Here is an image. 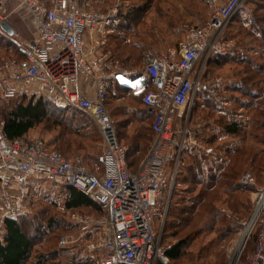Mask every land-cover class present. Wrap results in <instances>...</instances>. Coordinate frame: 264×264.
<instances>
[{"label": "built area", "instance_id": "1", "mask_svg": "<svg viewBox=\"0 0 264 264\" xmlns=\"http://www.w3.org/2000/svg\"><path fill=\"white\" fill-rule=\"evenodd\" d=\"M25 8L37 24V36L20 43L21 58L0 63V89L4 98L19 93L45 97L57 107H72L91 116L97 124L102 147L88 168L82 157L69 159L47 145L43 138L10 139L0 119V217L23 213L22 198L34 179L72 186L93 201L102 212L96 218L73 212L72 221L91 233L87 248L100 255V264H170L163 243L168 212L167 193L172 190L179 161L186 146L190 111L196 103L209 58L231 48L225 33L248 0H208L210 16L200 26H187L180 50L168 49L149 58L140 71L115 68L104 50L107 26L114 24L118 5L102 13L87 8L88 0H13ZM0 0V26L6 21ZM1 30V27H0ZM86 34L95 36L91 48ZM125 77L129 93L141 96L154 109L150 149L137 170L128 164V147L118 138L116 121L106 107L113 82ZM93 90L94 96L77 86ZM255 183L247 171L240 177ZM252 224L242 249L223 264H264V186L254 200ZM252 219V218H251ZM61 238V245L70 241ZM253 238V248L246 244Z\"/></svg>", "mask_w": 264, "mask_h": 264}, {"label": "trees", "instance_id": "2", "mask_svg": "<svg viewBox=\"0 0 264 264\" xmlns=\"http://www.w3.org/2000/svg\"><path fill=\"white\" fill-rule=\"evenodd\" d=\"M248 3H252L254 9L249 13V28L241 30L240 34L250 35L257 41V47L260 48H258V54L261 55L260 59L263 63L256 65L250 60L247 61L245 68L248 69V73L246 74L250 81L258 80L260 77V81L264 83V0H248ZM152 6L153 0H149L140 6H132L127 12L123 13V22L118 26H124L128 23L140 24ZM160 10H157L158 14H160ZM1 40H4V37L0 36V42ZM7 43L9 48L7 47L3 50L10 57L9 51L12 42L8 40ZM116 47H118V43H116ZM131 55L127 54V60L128 58L130 60ZM13 56L19 57V52L11 55V57ZM222 57L227 61L226 56L223 54H214L207 61L196 100L199 103L201 102L200 98L203 99L205 106L213 110L219 108L216 101L204 97V94L207 93V89L204 88V79L209 68H213L217 60ZM4 60L5 58L1 59L0 62ZM115 83H117V79L109 90L111 96L116 95V92H114L116 87L128 91V85L121 83L116 86ZM262 87L260 86V88ZM238 90H240L239 87ZM241 93L246 97L261 99V107L254 106L256 119L253 122L254 129L257 132L253 138L261 140L264 138V91L261 97L258 94H252L249 89L244 90L243 88ZM18 96L23 101L16 102L13 106L10 102L13 98L8 99L0 96V119L5 121L4 130L8 138H21L31 129L45 123V129L54 133L49 140H45L51 148L60 151L68 158L77 153H82L85 158H90L93 162L97 160L100 150L97 153H94L93 150H95L96 145H101L102 138L100 130L92 117L79 110L58 108L51 100L42 96L36 98L33 96L28 97L27 94H19L14 98ZM138 97L142 109H137L136 105L132 108V111H128L126 114L120 111L113 112V116L119 117L116 120L117 127L119 126V130L117 128L118 138L120 142L123 139L129 144L127 152L128 164L130 169L134 171L138 169L150 149L153 138L152 124L155 116L154 109L146 106L141 96ZM135 121L138 126L130 134L128 129ZM222 124L226 133L237 139V143L233 142L230 145L219 148L220 152L214 160H211L205 154H201L202 152L198 151L200 149H197L196 146H188L184 149L180 157L176 181L180 178L183 180L184 185L188 186L184 190L187 193L177 194V192H174V194L178 195V199L169 206L168 215L170 212L171 221L165 225L164 232L166 228L168 231L174 229L172 233L175 235L186 228L195 227V224L200 221L199 219L197 220V215L207 214V218L215 220L219 213L215 207L216 201L220 200V193L227 195L229 198L232 196L236 197L237 193L244 194L248 189H251V184L240 182V176L244 173L246 166L264 168L263 152L245 143L246 124L242 120L229 115L226 122ZM258 131H261L263 136L261 139L258 137L260 135ZM183 173L185 176H182ZM66 187L65 208L70 211V214L73 212L83 213L86 209H90V213L84 212V214H90L96 218L101 216V209L95 201L72 186ZM198 188L199 190L196 191ZM250 209L249 205L245 207L247 213L250 212ZM35 220L33 218L30 220L26 217L23 219L17 217L6 218L1 223L0 264H27L31 259L34 247L39 243L38 238H45L55 233L59 228L63 230L62 234L67 233L70 231L68 226L72 225L70 222L67 224L68 226H64L60 219L54 218H50L47 223L38 221L37 223ZM74 225L82 230L78 223ZM86 236V239H90V236L93 235L89 233ZM54 238L56 239V236ZM184 246L185 239H181L170 247L168 250L170 264H180L186 254ZM76 247H67L63 250L55 247L53 251L40 252L35 256L31 264H61L57 262L58 256L66 251L68 253L66 258L68 257L71 261L78 262V264H97L93 258H78L77 252H74Z\"/></svg>", "mask_w": 264, "mask_h": 264}, {"label": "rangeland", "instance_id": "3", "mask_svg": "<svg viewBox=\"0 0 264 264\" xmlns=\"http://www.w3.org/2000/svg\"><path fill=\"white\" fill-rule=\"evenodd\" d=\"M147 1L149 0H106V3L112 7L118 5V12L116 16V20L118 21H116L117 23H114L112 26L113 35L110 43L108 42L104 50L109 54L110 63H113L115 68H119L121 71H140L144 68L147 59L150 58V55L142 56V45L136 46L134 43L135 41L143 42L145 30L148 27L146 19H142L140 24L128 23L124 26H118L123 22L124 12H127L132 6L143 5ZM153 5H155L158 10L167 9L168 11L173 12L177 7L178 10L183 8L186 17L185 26L183 28L184 34L187 26H193L192 24L203 25L207 22L210 16L208 0H153ZM17 6V2L14 1L8 0V3L6 1L4 2V8L8 10ZM21 9L23 8L19 7L18 10ZM253 9L254 5L252 3H248L241 11L238 12L237 16H245L246 14L251 13ZM179 12L180 11H178V13ZM192 16H194L198 22L191 21ZM24 21L29 22L30 17L25 16ZM136 34L139 37H135ZM7 42L8 40L6 39L1 40L0 42V60L2 57L8 55L3 50L8 47ZM116 43H118V47H116ZM253 43L254 40H252V43H248L249 46H252V52L246 51L243 55L241 53L237 54V56L242 58L244 61L241 66L238 64L226 63L225 58L222 57L217 60L213 68H209L204 79V88L207 89V93L203 94L204 97H208L216 101L219 109L213 110L206 107L204 100L201 98V102L198 103L196 101L190 111V117L187 124H183V127L188 126L189 129L185 148L188 146H196L197 149H200L198 151L202 152L201 154L207 155L211 160L216 159L217 154L220 152L219 148L228 144L230 145L233 142L237 143V139H234L223 129L222 123L226 122L227 116L229 115L230 117L242 120L243 123L246 124L247 134L245 137V143L248 145L250 144L256 150L262 151L264 156V138L261 139L263 137L261 135V131H258L260 134L258 137L261 140L253 138L254 134L257 133L253 126V122L256 119L254 106L261 107V99L246 97L241 93L244 88V90L249 89L252 94H258V96L261 97L262 92L264 91V83L260 81V77L258 80L256 79L254 81H250L246 74L248 73V69L245 68L247 66V61L250 60V62L256 65L263 63L260 59L261 55L257 52L259 48L257 47L258 43L255 42L256 45ZM237 44H240L237 40L234 44H231L230 51L227 55L235 51ZM179 46L180 45L178 44L170 47L177 49ZM240 46H242V44H240ZM168 47L169 46H156V48L153 49V55L155 56L156 54L167 50ZM239 50L240 51L237 52H241V49ZM127 54H132L130 60L129 58L127 60ZM234 56H236V54H234ZM122 82L128 83L127 78L120 77L117 79V83L115 84L117 86ZM260 86L263 87L260 88ZM238 87L240 90H238ZM114 92H116V95L110 96L111 107H107L108 111L112 110V115L114 111H120L123 114H126L128 111H132V108L136 106V103L131 99L130 93L128 91L121 90L118 87L115 88ZM21 100L22 99L18 96L13 98L10 102L13 106L14 103ZM112 117L115 121L119 119V117L116 116ZM45 125L46 124L44 123L32 129L30 131V136L41 137L45 140H49L50 136L54 133L45 129ZM137 126L138 123L135 121L128 129L130 134L137 128ZM117 128L119 130V126ZM121 142L129 148V144L126 140L122 139ZM101 147L102 145H96L93 152H99ZM75 155L82 156L85 165L88 168H91L93 164L92 159L90 160V158H85L82 153H77ZM247 171H251L254 174L255 183H250L251 189H248V191L244 194L237 193L236 197L232 196L229 198L227 195L220 193V200L216 201L215 207L219 213L215 220L207 218V214L202 216L197 215V220L199 219L200 221L195 224V227H192L194 230L192 228H186L175 235L172 233L174 229L168 231L166 228V231H163V241L166 246L171 247L181 239H185L184 250L186 254L180 261V264H223L232 257L240 241L242 233L252 218L256 193L259 188L264 186V168L259 166L256 168L255 166L247 165L243 172L245 173ZM182 176H185L184 173ZM186 188H188V186L184 185L181 178L177 181L175 179L172 190H169L167 193V198L169 200L168 210L169 206L178 199V195L174 194V192H177V194H185L187 193V191H184ZM199 188L196 191H198ZM66 197V186L37 178L33 180L29 194L22 198L23 213L19 216V218L23 219L26 217L30 220L33 218V220L36 219L35 222L38 221L40 223H47L50 218H54L57 220L60 219L64 226H68L67 224L70 222V224L73 225L68 226L70 231L67 233L62 234L63 230H60L59 228L55 231V233L50 234L45 238H38L39 243H37L36 247H34L31 259L27 264H31L35 256L40 252L46 253L53 251L55 247L63 250L67 247L74 248L75 246L78 247L74 250L75 253L77 252L78 258H93L97 264H100L99 253L92 252L87 248L88 240H91L94 237L90 236V239H86L87 236L82 233V230L75 227V223L72 222L70 217V211H67L65 208ZM248 205L251 207L249 213L245 210V207ZM84 212L90 213L91 211L90 209H86ZM1 220L2 219L0 217V225L2 223ZM170 221V212L169 215L167 212L165 225L169 224ZM33 233H35V231H33ZM60 235L61 237L59 239ZM64 235H70V240L75 241H70L65 246H62L61 238ZM55 236L56 239L54 238ZM253 243V238H250L246 244L245 250H251ZM60 254L57 262H60L61 264H78V262L71 261L68 257L66 258L68 255L67 251Z\"/></svg>", "mask_w": 264, "mask_h": 264}, {"label": "crops", "instance_id": "4", "mask_svg": "<svg viewBox=\"0 0 264 264\" xmlns=\"http://www.w3.org/2000/svg\"><path fill=\"white\" fill-rule=\"evenodd\" d=\"M5 1L8 3V0H4V2ZM9 1H13V0H9ZM48 1H49V3H51V0H48ZM79 2L81 5H83V3H84L82 0H79ZM88 4L89 5L86 6L87 8H89V9L93 8L95 10L102 12V13H108L113 8L112 6H110L109 4L106 3V0H88ZM177 8H176V10L173 9L174 12L168 11L167 9L166 10L161 9L159 12L160 14H158V11H157L158 8L155 5H153L148 10V12L145 15V19H146V23H147L148 27L145 30L143 42L142 41H135L134 42L136 46L142 45V48H143V51H141L142 56H145V55L149 56L150 55V58L153 57L154 56L153 55V49L156 48V46H169L168 49L169 48L170 49H176V48H173L170 46H175V45L179 44L180 46H179L178 50H180V48L183 44V39H184L183 28L185 26L186 17L184 14V9L181 8L180 10H178ZM18 9H19L18 7H13L12 9H9V10L4 8L5 13H7L6 22L14 30V34L9 35L4 30H2V29L0 30V36L4 37V39H8L12 42L11 49L9 51L10 57L5 56L2 58V60L4 58H5V60L10 59V58H21L20 54H19V57H16V56L11 57V55L15 54V52H18V45L20 43L31 41L32 39H34L37 36V24H36V22L33 20L31 15L28 13V11L25 8H23L21 10H18ZM178 11H180L179 12L180 14L178 13ZM24 15L30 17L29 22L24 21V17H25ZM249 16H250L249 14H246L245 16H237L236 15L234 20L231 22L230 26L226 30V33H227L226 34V40L228 41V43H230V45L234 44L236 42V40L238 41V43L242 44V46H240V44H237V48L235 49V51L232 52L231 54H228L230 56L225 54L226 60H227L226 63H230V64L233 63V64H238L241 66V64L244 61L242 58L237 56V54L241 53L243 55L244 52H246V51L252 52V46H249L248 43L249 42L252 43V40H254L253 37L250 35L240 34L241 30H245L246 28H249V20H250ZM191 21H197L198 22V20H196L194 16H192ZM115 23H117V22H115ZM113 25L114 24L107 26V31H108L107 36H108V42L109 43H110L112 35H113L112 34V32H113L112 26ZM192 25L198 26L197 24H192ZM229 35H231V36H229ZM94 37L95 36H89V34H86L87 45L89 48H91L93 45ZM135 37H139V36L136 34ZM255 42H257V41L254 40V43H253L254 45H256ZM239 49H241V52H237V51H240ZM234 54H236V56H234ZM237 57H239V58H237ZM122 84L128 85V83H126V82L125 83L122 82ZM77 88L89 96L95 95V92L93 90H87L86 86L79 85V86H77ZM128 92H129V88H128ZM19 94H25V93H19ZM0 96H2L1 95V89H0ZM110 96H111V93L109 94V96L106 100V107H111ZM130 96H131V99L136 103L137 109L138 108L142 109V105L139 102V97L132 95L131 93H130ZM28 97H32V96L28 95ZM58 108H61V107H58ZM69 108L71 110L75 109L72 107H68V109ZM62 109H67V108H62ZM75 110H77V109H75ZM107 110H108V108H107ZM111 111H109L110 114H111ZM111 116H113V115L111 114ZM30 131L24 136H28L30 138H38V137H31ZM51 137L52 136H50V138ZM39 138H41V137H39ZM101 138H102V136H101ZM101 145H102V141H101ZM100 152H101V148H100ZM72 156L73 157H69V159L71 158V160H72V159H74L80 155H72ZM80 157H82V156H80Z\"/></svg>", "mask_w": 264, "mask_h": 264}, {"label": "bare ground", "instance_id": "5", "mask_svg": "<svg viewBox=\"0 0 264 264\" xmlns=\"http://www.w3.org/2000/svg\"><path fill=\"white\" fill-rule=\"evenodd\" d=\"M254 222V217H252V219L249 221V223L247 224L246 226V229L244 230V232L242 233V236L240 238V241L236 247V252H239L242 247L244 246V244L246 243L247 239H248V236H249V233H250V230H251V227H252V224Z\"/></svg>", "mask_w": 264, "mask_h": 264}, {"label": "water", "instance_id": "6", "mask_svg": "<svg viewBox=\"0 0 264 264\" xmlns=\"http://www.w3.org/2000/svg\"><path fill=\"white\" fill-rule=\"evenodd\" d=\"M0 27H1L2 30H4L9 35H13L14 34V30L10 27V25L6 21L2 22Z\"/></svg>", "mask_w": 264, "mask_h": 264}]
</instances>
